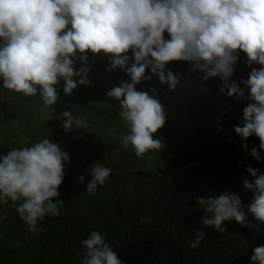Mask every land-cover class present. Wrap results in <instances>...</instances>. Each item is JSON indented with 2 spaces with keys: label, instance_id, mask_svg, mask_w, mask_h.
<instances>
[{
  "label": "clouds",
  "instance_id": "1",
  "mask_svg": "<svg viewBox=\"0 0 264 264\" xmlns=\"http://www.w3.org/2000/svg\"><path fill=\"white\" fill-rule=\"evenodd\" d=\"M240 53L245 54L248 66H259L252 68L247 79L241 78L244 88L231 79ZM97 54L108 60L107 71L120 69L129 78L106 92L108 98L118 101L117 114L126 129L119 134L108 129L119 145L113 151L123 148L142 159L150 151L164 148L157 133L166 123L165 104L155 88L144 91L136 86L155 77L168 91H174L182 76L168 65L186 62L188 72L198 71L203 82L219 78V91L226 97L249 101L242 110V126L233 130L241 141L253 135L259 139V151L253 147L249 154L261 161L264 0H0V94L8 91L29 101L38 97L53 118L60 100L57 86L63 82V94L70 96L78 86L90 85L89 56ZM197 87L202 89V85ZM73 112L60 113L63 131H86L88 119ZM241 147L248 150L247 143ZM69 162V153L49 136L0 153V207L14 208L26 225L25 239L43 231L38 225L46 216L57 217L63 210L58 189L64 190ZM245 171L251 180L244 179L242 185L245 192H252L251 202L228 191L197 197V210L204 213L200 217L203 228L222 234L226 231L223 223H230L246 230L251 227V216L264 224V172L251 166ZM112 172L111 167L92 163L85 169L91 179L84 191L95 196ZM139 172H133L124 183L141 182L154 190L173 187L170 173L146 168ZM84 178L81 174L77 180L83 183ZM204 238V232L197 230L188 247L198 248ZM81 247L79 264H123L99 230L90 231ZM250 250L249 264H264V238Z\"/></svg>",
  "mask_w": 264,
  "mask_h": 264
},
{
  "label": "trees",
  "instance_id": "2",
  "mask_svg": "<svg viewBox=\"0 0 264 264\" xmlns=\"http://www.w3.org/2000/svg\"><path fill=\"white\" fill-rule=\"evenodd\" d=\"M89 65L90 85L78 86L70 96H64L63 82L57 86L60 100L53 118L38 97L29 101L8 91L0 94V153L49 136L70 155L64 190L58 189L63 210L57 217H45L38 225L42 232L25 239L26 225L14 208L0 207V216L5 217L0 221V264H79L81 241L94 229L105 234L123 264H249L250 249L264 238V224L251 216L246 233L223 223L226 231L221 234L203 228V209L197 210L196 204L197 197L223 191L251 202L252 192H245L242 185L244 179L251 180L245 167L264 172V151L257 162L249 153L253 147L259 151V139L253 135L241 141L233 130L242 126V110L249 101L222 94L219 78L203 82L201 73L188 72V63L170 62L169 69L182 76L174 91H168L155 77L136 86L144 91L155 88L167 110L164 128L157 133L164 148L137 159L129 150L113 151L118 141L108 132L110 128L118 134L126 131L117 114L118 101L108 98L106 92L129 78L120 69L107 71L109 62L99 54L89 56ZM75 66L78 69L80 62ZM253 67L259 66H248L245 54L240 53L231 79L244 88L241 78L247 79ZM71 109L74 116L88 119L86 131H63L60 113ZM242 143H247V151ZM92 163L113 169L95 196L84 191L91 179L85 169ZM142 168L170 173L173 187L154 190L141 182L124 183ZM81 174L84 182L78 183ZM197 230L205 238L198 248L190 249L188 244Z\"/></svg>",
  "mask_w": 264,
  "mask_h": 264
},
{
  "label": "rangeland",
  "instance_id": "3",
  "mask_svg": "<svg viewBox=\"0 0 264 264\" xmlns=\"http://www.w3.org/2000/svg\"><path fill=\"white\" fill-rule=\"evenodd\" d=\"M76 182H78V181H76ZM78 183H80V182H78Z\"/></svg>",
  "mask_w": 264,
  "mask_h": 264
}]
</instances>
